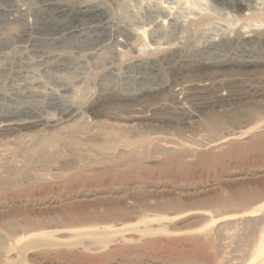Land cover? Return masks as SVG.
I'll return each instance as SVG.
<instances>
[{"label": "rangeland", "instance_id": "374dc122", "mask_svg": "<svg viewBox=\"0 0 264 264\" xmlns=\"http://www.w3.org/2000/svg\"><path fill=\"white\" fill-rule=\"evenodd\" d=\"M138 1L120 14L131 22L124 32L132 35L133 22L148 24L150 44L160 48L146 50L132 68L116 62L114 78L91 64L117 56V32L0 46V92L49 85L78 69L88 81L69 94L81 120L58 121L61 110H46V125L0 131V264H202L257 244L264 229V26L256 32L243 19L264 14V0H236L241 12L234 0H170L164 25L157 1ZM27 4L0 1V41L18 28L8 9ZM196 7L212 17L197 28L190 27L201 16ZM97 50L103 56L90 59ZM171 53L182 56L178 68ZM107 82L119 84L115 96ZM207 232L210 246L196 247Z\"/></svg>", "mask_w": 264, "mask_h": 264}, {"label": "bare ground", "instance_id": "6f19581e", "mask_svg": "<svg viewBox=\"0 0 264 264\" xmlns=\"http://www.w3.org/2000/svg\"><path fill=\"white\" fill-rule=\"evenodd\" d=\"M0 1L9 2L10 0H0ZM150 1L152 0H146V2L149 3ZM154 1H157L156 6H158V10L156 11L157 18H160V22L162 23V25H164L166 19H165V14H163L162 10H168L169 12L172 11L173 6L171 5L174 3L169 2L170 0H154ZM28 2L29 4L25 5L26 6L25 8L20 7L11 10L8 9V11L6 10L7 13L11 14V16H14L13 22L14 24H17L18 28L16 29L8 28L7 32L9 33L10 39L1 38L0 46H6V45L21 46L26 43L29 44H31L32 42L40 43L42 41L44 42L50 41L56 44L64 41L66 42V40L67 43L71 44V42H69L70 41L69 39L74 37L76 34L83 32L84 30L87 31L91 30L93 32H97V31L103 32L106 30L111 31L112 33L117 32L118 35L116 34L117 37L115 38V40L118 42L117 47H121L117 49V56L110 57L109 54L108 58H104V60L102 59L103 62L99 63L100 61L98 59L101 56H103L101 55V51L99 52V50H97L94 53L88 54V57H90V59H96L99 61V62L94 61L91 64V67H93L94 69H99L102 67L103 70L107 69L108 71H106L107 73L106 76H110V78L111 77L114 78L115 76H118V74H115V72H119V71L112 69L114 68L116 62L119 63V61H122L123 63L129 64L128 66H131L132 68L134 65L133 63L140 61L139 58L143 57L146 50L155 51L156 49L160 48L159 45L155 47L150 44V40L148 39V32H149L148 24L146 25V24H139L133 22L132 35L130 36L129 34H125L124 32V31L126 32L129 31L128 28L131 27V22L122 21L121 19L122 17L119 18L121 16L120 14L129 15V10H131V8H133L135 5L136 6L139 5L138 0H117V1L99 0L98 2H90L89 4H86L84 6H82V4L79 2H73L68 0H28ZM232 7H234V9H236L237 11L241 12L240 3L237 2L236 0H234ZM196 10L201 14V16L200 18L198 17L199 19H193V20L191 19L190 27L194 26L195 28H197L202 24L208 23L212 18L210 10H203V9L200 10L197 7ZM242 16L244 17L246 15L242 14ZM243 20H245V22L249 21V23L253 24L256 32H258L260 28L264 26V14H254L253 12L252 15H248V17H244ZM26 21L28 22V27L25 25ZM83 21L85 23H82ZM105 41L106 40H104V42ZM114 49H116V46L114 47ZM174 54L175 53H171L170 55L172 60L171 62L174 64L175 68H178V66H180L179 64L183 59L181 58L182 56L180 57V55L176 56ZM163 57L157 59H155L154 57L155 62H157L159 65L163 64L164 63ZM79 71L82 70L78 69L72 72L71 76H69L67 79H64L65 77L58 79L54 83L49 84L50 86L37 82L36 86H32L31 88L29 87V89H24L22 91L20 90L18 91L15 89L16 91L12 93L0 92V131L4 132L5 134L7 132L14 131L17 127L23 125L24 126L25 125L38 126L43 124L46 125L47 121L44 119L42 113V111L44 112L46 110H61V118H59L58 121L73 116L79 117V119L81 120L83 117L81 115V112L77 110L80 109V107L77 108L69 100L70 99L69 94L73 93V89H75V87L81 84L87 86L88 81L85 79L84 77L85 75H83ZM171 76H172L171 82L178 86V84H180L178 83L179 82L178 75L174 74ZM33 81L36 82V79H33ZM141 81H143V79ZM111 82H114V80ZM111 82L106 83V86L108 87V91H109L108 95L115 96L118 93L117 87L119 86V84L113 83V85H111ZM157 90L162 92L169 91V93L173 92L172 88L169 89V88L159 87ZM28 99L30 100L33 99L36 104L33 105L31 103H27L29 101ZM22 100L26 101L27 104L23 103ZM193 103L196 105L194 101ZM201 232L204 233V231ZM210 237H211V233L208 232L205 233L204 237L201 238V240L203 241L196 242L195 244L196 247L201 246L202 247V248L200 247L201 249L206 250L208 248L207 245L210 243L212 238ZM255 240H257V238ZM220 256H218L219 257L218 259H210L209 257L208 258L206 257L205 259L204 257L205 260H203L201 263L202 264H264V229L260 233V236L257 240V244L255 245L254 249H252V251L238 256L234 255L233 257H224V256L220 257ZM21 264H25V263H21ZM127 264H140V262L137 261V259L135 260L129 259Z\"/></svg>", "mask_w": 264, "mask_h": 264}]
</instances>
